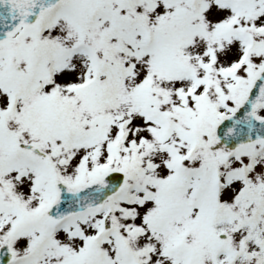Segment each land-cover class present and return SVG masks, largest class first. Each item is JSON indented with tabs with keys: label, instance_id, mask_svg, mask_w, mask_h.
<instances>
[{
	"label": "snow or ice",
	"instance_id": "snow-or-ice-1",
	"mask_svg": "<svg viewBox=\"0 0 264 264\" xmlns=\"http://www.w3.org/2000/svg\"><path fill=\"white\" fill-rule=\"evenodd\" d=\"M0 264H264V0H0Z\"/></svg>",
	"mask_w": 264,
	"mask_h": 264
}]
</instances>
